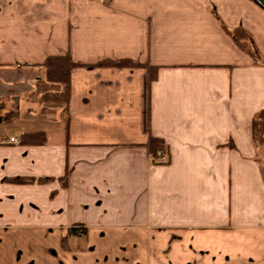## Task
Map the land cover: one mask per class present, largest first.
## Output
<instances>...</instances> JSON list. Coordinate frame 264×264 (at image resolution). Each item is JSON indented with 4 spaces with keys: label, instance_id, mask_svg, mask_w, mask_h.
<instances>
[{
    "label": "crops",
    "instance_id": "obj_1",
    "mask_svg": "<svg viewBox=\"0 0 264 264\" xmlns=\"http://www.w3.org/2000/svg\"><path fill=\"white\" fill-rule=\"evenodd\" d=\"M261 110L255 0H0V264H264Z\"/></svg>",
    "mask_w": 264,
    "mask_h": 264
},
{
    "label": "trees",
    "instance_id": "obj_2",
    "mask_svg": "<svg viewBox=\"0 0 264 264\" xmlns=\"http://www.w3.org/2000/svg\"><path fill=\"white\" fill-rule=\"evenodd\" d=\"M256 1V0H255ZM257 2V1H256ZM234 37L238 41L239 38H243L245 35L243 30H237L233 32ZM240 42V40H239ZM244 49H249L246 43L240 42ZM253 53V50L249 49ZM128 62H119L123 64ZM74 65L68 55H51L44 62L40 63L39 66L44 68L46 72V79L53 84H58L60 87L58 90H49L42 95V101H51L58 105H66L68 101V86L70 77V68ZM46 112V110H43ZM253 129L256 140L262 142L264 140V110H261L256 114L253 120ZM47 140V133L44 130L26 131L21 135V141L25 144H39L44 143ZM150 152L157 157L158 151L161 150L163 153L167 150L166 142L160 137H151ZM156 160V158H154ZM155 163H159L158 160ZM79 227V226H78ZM70 231L74 234H78L83 231V228L75 229L72 228Z\"/></svg>",
    "mask_w": 264,
    "mask_h": 264
},
{
    "label": "built area",
    "instance_id": "obj_3",
    "mask_svg": "<svg viewBox=\"0 0 264 264\" xmlns=\"http://www.w3.org/2000/svg\"><path fill=\"white\" fill-rule=\"evenodd\" d=\"M8 142H17L18 143L19 142V139L17 137H15V136H12L11 138H9ZM155 158L157 160H159V162L161 164L168 163V161H169V158L166 155V152L163 153L161 150L158 151V158L157 157H155Z\"/></svg>",
    "mask_w": 264,
    "mask_h": 264
},
{
    "label": "rangeland",
    "instance_id": "obj_4",
    "mask_svg": "<svg viewBox=\"0 0 264 264\" xmlns=\"http://www.w3.org/2000/svg\"><path fill=\"white\" fill-rule=\"evenodd\" d=\"M48 82H50V81H48ZM50 83H51V82H50ZM52 84H53V83H52ZM56 85H58V84H56ZM44 103H47V104H48L47 106H48V109H49V110L55 111V114L57 113L58 110H57V107H56V105H57L56 103H53V102H51V101H49V102H48V101H45ZM47 106H46V107H47ZM50 108H51V109H50ZM153 158H155L154 155H153ZM157 158H158V156H157ZM156 160H157V159H156ZM158 162H159V160H158ZM168 162H169V161H168ZM159 163H160V162H159ZM163 164H166V163H163Z\"/></svg>",
    "mask_w": 264,
    "mask_h": 264
},
{
    "label": "water",
    "instance_id": "obj_5",
    "mask_svg": "<svg viewBox=\"0 0 264 264\" xmlns=\"http://www.w3.org/2000/svg\"><path fill=\"white\" fill-rule=\"evenodd\" d=\"M264 8V0H256Z\"/></svg>",
    "mask_w": 264,
    "mask_h": 264
}]
</instances>
